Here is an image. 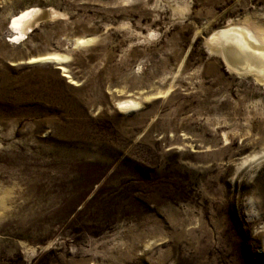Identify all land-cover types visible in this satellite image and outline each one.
Here are the masks:
<instances>
[{"label": "rangeland", "instance_id": "1", "mask_svg": "<svg viewBox=\"0 0 264 264\" xmlns=\"http://www.w3.org/2000/svg\"><path fill=\"white\" fill-rule=\"evenodd\" d=\"M232 25L263 33L264 0H0V264H264V74L226 63Z\"/></svg>", "mask_w": 264, "mask_h": 264}, {"label": "bare ground", "instance_id": "2", "mask_svg": "<svg viewBox=\"0 0 264 264\" xmlns=\"http://www.w3.org/2000/svg\"><path fill=\"white\" fill-rule=\"evenodd\" d=\"M38 11L39 9L37 8H30L12 17L9 27L11 30H15L16 33L9 38L10 41L25 38L26 32L24 30L29 28V22ZM225 37L228 38L225 39ZM221 38L227 41L224 40L225 42L223 41V43L221 42ZM92 39L93 38H77L74 46H83ZM214 41L221 46L220 52L223 54L226 63L230 67L252 72L257 75L264 74V32L261 33L256 30L252 32L245 26L232 25L217 31L214 35ZM69 58V55L50 53L45 56L33 58L32 60H44L59 65L57 69L62 70L63 76H65L66 69L60 65ZM136 104V101L132 99L120 101L119 108L128 110L135 107ZM1 202H3V200Z\"/></svg>", "mask_w": 264, "mask_h": 264}, {"label": "water", "instance_id": "3", "mask_svg": "<svg viewBox=\"0 0 264 264\" xmlns=\"http://www.w3.org/2000/svg\"><path fill=\"white\" fill-rule=\"evenodd\" d=\"M49 17V15H48V13L47 12H44V13H42V15H41V18L42 19H47ZM57 66V68H59L58 66L59 65H56Z\"/></svg>", "mask_w": 264, "mask_h": 264}]
</instances>
